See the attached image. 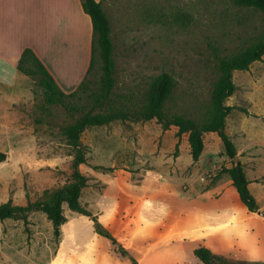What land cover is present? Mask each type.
<instances>
[{"label": "rangeland", "instance_id": "rangeland-1", "mask_svg": "<svg viewBox=\"0 0 264 264\" xmlns=\"http://www.w3.org/2000/svg\"><path fill=\"white\" fill-rule=\"evenodd\" d=\"M107 11L115 46L116 93L143 98L151 79L167 71L178 82L169 110L196 118L205 111L217 78L215 48L232 53L264 29V14L238 7L235 0H112ZM28 67L34 69L32 64ZM258 74L264 77V59L254 62L248 71L234 72L237 99L243 98L245 92H264V78L255 82ZM101 76L97 53L95 68L87 77V92L79 91L77 98L71 100L79 101L81 97L83 103L88 94L98 89ZM12 83L1 91L0 99V150L8 154L0 162V204L12 199L24 205L29 199L39 198L45 189L70 180L73 157L61 128L72 118L63 106L46 104L37 75L20 71ZM256 98L254 108L264 109V95ZM177 130L176 126L163 130L156 119L117 120L89 128L82 137L89 146V159L81 170L90 178L83 205H87L92 194L114 182L140 185L143 179L155 180L151 188L157 194L178 196L193 186L192 176L198 175L200 182H206L218 176L222 166L231 165L218 134L209 133L205 135L201 161L204 167L198 171L197 162L189 160L185 169L180 168L189 142L188 135L183 134L177 155ZM212 136L219 140L218 144ZM234 196L239 205L236 220L233 218L229 224V245L219 252L212 250L216 257L211 264H264V203L259 202L260 209L250 213L236 190ZM64 207L68 222L62 227L59 240L42 211L30 212L27 223L14 218L0 220V264H131L118 246L95 232L89 217L72 211L68 205ZM79 234L82 240H78ZM118 241L138 260L160 263L158 254H134L143 250L141 239ZM62 245L71 254H62ZM201 247L209 245L202 240L188 241L183 262L204 264L196 255ZM177 255L180 256L169 254L170 264H180Z\"/></svg>", "mask_w": 264, "mask_h": 264}, {"label": "crops", "instance_id": "crops-1", "mask_svg": "<svg viewBox=\"0 0 264 264\" xmlns=\"http://www.w3.org/2000/svg\"><path fill=\"white\" fill-rule=\"evenodd\" d=\"M98 1L108 13L107 6L112 0ZM93 42L92 18L85 12L82 0H0V99L1 91L13 86L12 82L19 78L18 63L26 48L37 54L63 91L76 90L90 68ZM263 78L258 74L255 82ZM238 93L235 92L226 103L243 107L248 112L235 109L227 118V131L237 146L238 159L245 164L250 189L263 204L264 109L256 110L254 105L257 95H264V92H245L243 98L237 99ZM211 139L218 144L215 136ZM178 142L180 138L176 144ZM187 152L179 162L182 169L189 160L194 161L190 143ZM204 154L196 161L198 171L205 165H201ZM196 177H191L193 186L190 190L180 192L178 196L157 194L156 189L151 188L155 184L151 179H143L140 185L114 182L102 192L92 194L84 206L121 242L141 239L143 250H136L134 254H158L159 264H170L169 254H180L177 255L179 263L186 264L182 255L190 240L204 241L211 251L219 252L228 247L229 224L236 218L239 205L234 196L237 189L229 175L216 176L206 182H200ZM77 237L82 240L83 236ZM62 249V254H71L65 245ZM139 261L150 264L145 258Z\"/></svg>", "mask_w": 264, "mask_h": 264}, {"label": "trees", "instance_id": "trees-1", "mask_svg": "<svg viewBox=\"0 0 264 264\" xmlns=\"http://www.w3.org/2000/svg\"><path fill=\"white\" fill-rule=\"evenodd\" d=\"M83 8L92 18L94 29V42L92 62L88 73L76 90L66 93L61 89L53 75L49 72L37 54L26 48L19 60L18 69L28 75H37L39 83L44 89L47 105L63 106L70 114L72 120L61 128L69 147V154L73 157L71 163V178L64 185L45 189L36 200L29 199L27 204H16L12 199L0 204V220L22 219L28 222L29 213L42 211L47 214L53 224L56 240L62 236V227L68 222L65 214V205L75 212L81 213L92 220L95 232L119 247L123 256L131 264H141L137 258L129 253L113 233L100 222L98 216L86 208L81 201L84 189L89 185L90 178L81 170L82 164L89 159V146L83 141V134L92 127L107 126L112 122L121 120L148 121L156 119L164 130L171 126L178 128L177 135L181 139L187 133L194 161H198L205 149V134L217 133L220 137L230 166H222L218 176L227 174L231 177L240 198L250 213L260 209L259 201L250 189L245 164L235 160L238 149L231 135L227 131V118L235 110L247 109L228 105L227 99L231 97L237 85L234 81V72L248 71L252 64L264 59V29L252 37L239 50L225 54L215 48L214 58L217 78L212 84L209 103L200 118L185 113L171 112L168 104L176 92L178 82L169 72L165 71L153 77L145 91L143 98L136 99L133 94L116 93L117 65L115 60V46L113 41V28L111 19L103 5L98 0H82ZM238 7L252 8L264 14V0H235ZM177 20L183 17L176 16ZM97 53L101 59L102 76L98 89L88 94L82 101H73L78 92H87L89 88L87 77L91 74L97 63ZM28 64L34 65V69ZM180 143L175 146L178 154ZM8 154L0 150V162L7 159ZM100 166H97L99 168ZM196 255L204 264H211L216 255L208 248L201 247Z\"/></svg>", "mask_w": 264, "mask_h": 264}, {"label": "water", "instance_id": "water-1", "mask_svg": "<svg viewBox=\"0 0 264 264\" xmlns=\"http://www.w3.org/2000/svg\"><path fill=\"white\" fill-rule=\"evenodd\" d=\"M235 160H238V156L235 158Z\"/></svg>", "mask_w": 264, "mask_h": 264}]
</instances>
